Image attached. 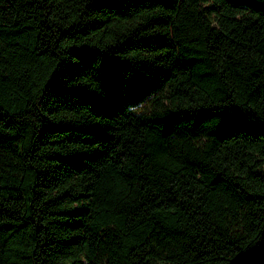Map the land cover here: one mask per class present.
<instances>
[{"label": "trees", "instance_id": "1", "mask_svg": "<svg viewBox=\"0 0 264 264\" xmlns=\"http://www.w3.org/2000/svg\"><path fill=\"white\" fill-rule=\"evenodd\" d=\"M0 264H264V0H0Z\"/></svg>", "mask_w": 264, "mask_h": 264}]
</instances>
